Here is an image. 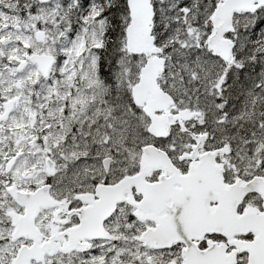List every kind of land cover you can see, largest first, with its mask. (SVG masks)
I'll return each mask as SVG.
<instances>
[{
	"label": "snow or ice",
	"instance_id": "snow-or-ice-1",
	"mask_svg": "<svg viewBox=\"0 0 264 264\" xmlns=\"http://www.w3.org/2000/svg\"><path fill=\"white\" fill-rule=\"evenodd\" d=\"M0 264H264V0H0Z\"/></svg>",
	"mask_w": 264,
	"mask_h": 264
}]
</instances>
